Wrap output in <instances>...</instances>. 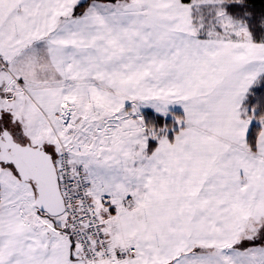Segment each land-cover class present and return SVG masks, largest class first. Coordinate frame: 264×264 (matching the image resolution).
Here are the masks:
<instances>
[{
	"label": "snow or ice",
	"instance_id": "snow-or-ice-1",
	"mask_svg": "<svg viewBox=\"0 0 264 264\" xmlns=\"http://www.w3.org/2000/svg\"><path fill=\"white\" fill-rule=\"evenodd\" d=\"M0 264H264V0H0Z\"/></svg>",
	"mask_w": 264,
	"mask_h": 264
}]
</instances>
